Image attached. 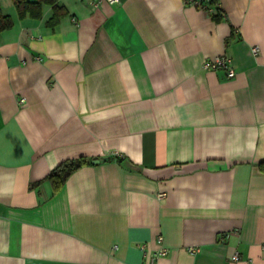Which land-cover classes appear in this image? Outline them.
Returning <instances> with one entry per match:
<instances>
[{"label":"crops","instance_id":"0c3cea01","mask_svg":"<svg viewBox=\"0 0 264 264\" xmlns=\"http://www.w3.org/2000/svg\"><path fill=\"white\" fill-rule=\"evenodd\" d=\"M59 3L0 0V264H264V0Z\"/></svg>","mask_w":264,"mask_h":264},{"label":"trees","instance_id":"16d2710c","mask_svg":"<svg viewBox=\"0 0 264 264\" xmlns=\"http://www.w3.org/2000/svg\"><path fill=\"white\" fill-rule=\"evenodd\" d=\"M218 0H198V4L203 5L205 2L208 5H215ZM17 14L19 17L29 15L34 18H39L42 15L43 5H50L52 14L47 20L49 25H54L59 19L64 16L67 11L65 7L59 3V0H13ZM211 11V17L214 21L222 19L224 12L218 7H214ZM13 25V19L9 14L3 13L0 6V31L8 29ZM90 163V159L85 156H78L74 158H66L59 162L46 175L54 189L59 188L67 177L80 166ZM259 167L264 169V161L259 163Z\"/></svg>","mask_w":264,"mask_h":264},{"label":"built area","instance_id":"2783aa9c","mask_svg":"<svg viewBox=\"0 0 264 264\" xmlns=\"http://www.w3.org/2000/svg\"><path fill=\"white\" fill-rule=\"evenodd\" d=\"M88 1L91 4L92 8H96L103 0H88ZM106 1L115 2L117 0H106ZM193 1L195 4L198 3V0H193ZM205 7H207V5H205ZM251 50L254 54H256L258 52V46L257 45L252 46ZM203 67L205 69H223L225 70L226 74L229 77L235 75L233 64L231 63L229 57L226 54H218L215 55L213 58L206 60L203 64ZM20 101H24V99L21 98ZM158 239L159 240L161 239L160 235L158 236ZM139 247L141 249H144V244H141ZM188 250L193 253L196 252L198 249L195 246H190ZM168 251L169 250L167 247L161 246L156 251L152 252L149 257L151 264L156 257H158L159 255H166ZM231 259L235 261L242 260L243 264H257L252 259H241L238 252L236 251L232 254Z\"/></svg>","mask_w":264,"mask_h":264},{"label":"water","instance_id":"95a60500","mask_svg":"<svg viewBox=\"0 0 264 264\" xmlns=\"http://www.w3.org/2000/svg\"><path fill=\"white\" fill-rule=\"evenodd\" d=\"M101 158H95L93 159L94 162H98Z\"/></svg>","mask_w":264,"mask_h":264}]
</instances>
